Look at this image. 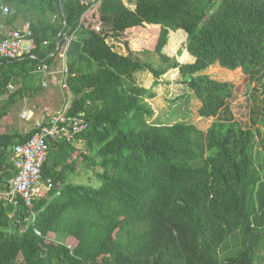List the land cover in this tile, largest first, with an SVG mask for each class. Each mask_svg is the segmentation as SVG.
<instances>
[{"label":"trees","instance_id":"16d2710c","mask_svg":"<svg viewBox=\"0 0 264 264\" xmlns=\"http://www.w3.org/2000/svg\"><path fill=\"white\" fill-rule=\"evenodd\" d=\"M61 1L31 3L37 58L18 63L39 62L45 41L50 54L65 34L74 36L66 49L67 116L84 112L89 128L77 137L82 148L48 140L42 175L53 188L32 210L21 197L0 196V264H264V130L243 127L228 112L233 84L195 76L216 63L264 74V0H100L82 22L86 9ZM46 15L58 20L50 24ZM179 30L193 63L165 53ZM142 53L164 66L142 61ZM171 69L202 102L200 116L217 118L206 132L148 122L154 93L136 77L148 71L157 85ZM252 113L253 124L264 125L258 105ZM35 132L0 137L2 191L16 175L4 149ZM84 171L99 187L74 182Z\"/></svg>","mask_w":264,"mask_h":264},{"label":"crops","instance_id":"0c3cea01","mask_svg":"<svg viewBox=\"0 0 264 264\" xmlns=\"http://www.w3.org/2000/svg\"><path fill=\"white\" fill-rule=\"evenodd\" d=\"M1 1L4 3L3 0ZM23 1L24 3H21L22 0L11 1L16 13L10 15H15L14 18L17 16V19L11 25H7L4 21L5 17L0 16V37L4 36L9 28L22 29L29 21L37 24V18L31 14L30 6L31 3H36L38 0ZM61 2L60 0V6L62 7ZM8 3L4 4L7 5ZM45 19L50 24L58 20L56 15H46ZM64 25H66L65 21ZM68 38L69 35L65 34L57 49L50 54L49 49L46 48L47 45H43L39 62L29 60L18 63L24 59L13 62L0 58V113H5L0 119V137L13 136L14 141H19L22 136L36 130L38 123L48 124L59 115L67 116L72 103V94L69 89L63 87L68 77L65 73V70H67L66 49L69 44ZM109 42L115 44L116 50L123 54L120 50L121 44L112 38L109 39ZM128 53L127 51L124 55H128ZM139 57L141 58V55ZM194 61L195 58L191 63ZM13 148V145H10L7 149H4L8 162L11 164ZM4 170L5 166H1L0 175ZM12 179L13 177L8 180L9 185H11ZM3 184L0 182V196L6 193L2 191Z\"/></svg>","mask_w":264,"mask_h":264},{"label":"rangeland","instance_id":"374dc122","mask_svg":"<svg viewBox=\"0 0 264 264\" xmlns=\"http://www.w3.org/2000/svg\"><path fill=\"white\" fill-rule=\"evenodd\" d=\"M172 36L176 37L175 44L170 45ZM187 35L183 30L171 32L169 37V44L165 49V53L170 57H176L181 64L191 63L194 57L187 54L186 51ZM120 50L123 54L127 53V48L123 43H119ZM119 51V50H118ZM142 61H150L157 67L164 66V64L156 57L147 53H142ZM139 55V56H140ZM187 55H189L187 57ZM190 57V58H189ZM207 75L211 79L218 81H225L235 86L234 96L229 101V113H232L234 119L243 127L256 128L260 126L264 130V125L258 123L253 124L252 110L258 105L261 111L259 118L264 117V74L258 73L250 76L243 72L241 68L236 70H229L218 63L207 68L206 70L196 74ZM137 84L145 88H151L154 93L153 98L146 99L148 106L153 111V116L148 118V122L155 125H172L177 122H186L193 124L198 129L206 132L216 117L204 118L200 116L199 110L202 107V102L196 97L195 93L184 83V77L180 74L179 69H171L164 74L157 85H154L155 78L148 71H144L137 75ZM188 95L189 98L185 97ZM255 96V97H254ZM229 115L226 111L220 115L221 117ZM220 118V117H219ZM77 145L82 148L83 143L78 142ZM90 180L89 178H91ZM84 171L81 177L75 178L74 182L79 184H86L94 188L99 187L100 181L96 179L92 173ZM49 240L58 241L55 234L49 235ZM233 242H229L228 246L231 248ZM230 250V249H229ZM226 251L225 254H228ZM224 255V254H223Z\"/></svg>","mask_w":264,"mask_h":264},{"label":"built area","instance_id":"2783aa9c","mask_svg":"<svg viewBox=\"0 0 264 264\" xmlns=\"http://www.w3.org/2000/svg\"><path fill=\"white\" fill-rule=\"evenodd\" d=\"M76 1L86 9L81 22L91 18L100 4V0ZM10 14L11 8L0 0V16L7 17ZM96 19L98 20V16ZM32 28L33 25L29 21L22 29H7L4 36L0 37V58L7 61L36 59L34 53L37 44ZM95 29L101 31L99 22L95 25ZM73 38L74 36H69V43ZM48 44V41L44 42V45ZM65 73L68 76L67 70ZM63 87L68 89V83L65 82ZM88 128L89 122L84 112L75 116L59 115L48 124L38 123L36 132L25 143L13 148L12 164L16 169V175L11 181L10 190L1 197L11 201L17 196L21 197L25 205L32 210L35 201L46 198L53 188V181L44 179L42 175L43 166L48 157V140L60 139L76 143L78 135Z\"/></svg>","mask_w":264,"mask_h":264},{"label":"water","instance_id":"95a60500","mask_svg":"<svg viewBox=\"0 0 264 264\" xmlns=\"http://www.w3.org/2000/svg\"><path fill=\"white\" fill-rule=\"evenodd\" d=\"M61 4H62V2H61ZM10 8H11V13L13 14H15L16 13V10L14 9V7H13V3L12 2H9L8 4H7ZM14 16L15 15H13L12 17L14 18Z\"/></svg>","mask_w":264,"mask_h":264}]
</instances>
